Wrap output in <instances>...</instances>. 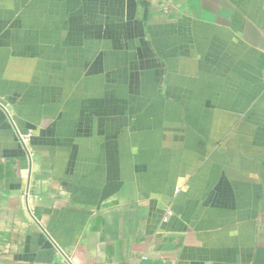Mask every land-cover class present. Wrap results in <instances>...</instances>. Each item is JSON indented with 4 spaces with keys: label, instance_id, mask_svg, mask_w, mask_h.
I'll list each match as a JSON object with an SVG mask.
<instances>
[{
    "label": "crops",
    "instance_id": "crops-1",
    "mask_svg": "<svg viewBox=\"0 0 264 264\" xmlns=\"http://www.w3.org/2000/svg\"><path fill=\"white\" fill-rule=\"evenodd\" d=\"M0 264H264V0H0Z\"/></svg>",
    "mask_w": 264,
    "mask_h": 264
},
{
    "label": "built area",
    "instance_id": "built-area-1",
    "mask_svg": "<svg viewBox=\"0 0 264 264\" xmlns=\"http://www.w3.org/2000/svg\"><path fill=\"white\" fill-rule=\"evenodd\" d=\"M29 135L28 136H21L20 135V139H21V141L23 142V144H24V147L27 149L28 148V145H27V142H28V140H29Z\"/></svg>",
    "mask_w": 264,
    "mask_h": 264
}]
</instances>
